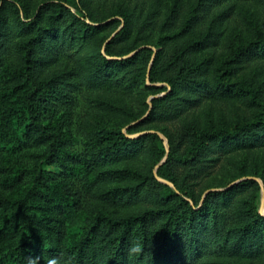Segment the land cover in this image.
<instances>
[{
    "label": "trees",
    "instance_id": "16d2710c",
    "mask_svg": "<svg viewBox=\"0 0 264 264\" xmlns=\"http://www.w3.org/2000/svg\"><path fill=\"white\" fill-rule=\"evenodd\" d=\"M262 189L264 0H0V264H264Z\"/></svg>",
    "mask_w": 264,
    "mask_h": 264
},
{
    "label": "rangeland",
    "instance_id": "374dc122",
    "mask_svg": "<svg viewBox=\"0 0 264 264\" xmlns=\"http://www.w3.org/2000/svg\"><path fill=\"white\" fill-rule=\"evenodd\" d=\"M40 1H47V0H33V3H34V5H35V4L39 3ZM34 7H35V6H32V7H31V9H30V11H29L30 14H31V12H33ZM145 85L149 87V89L146 90V92H145V95L147 96L146 99H147L148 101H149L153 96H155V95L152 94V93H153V89H152V88H154V87L159 88V87L164 86V85L161 84V83H155V82H154V83H151L149 80H146V81H145ZM161 94H162V93L159 92V93L156 94V96H159V95H161ZM160 139H161V151L164 152V156L160 159L159 163H161V162L164 161L165 154H166V152H167V150H168L167 140H166L162 135L160 136ZM257 180H259V178H257ZM162 182L167 184L166 181H163V180H162ZM259 182H260V180H259ZM223 183H224V181H223L222 179H221V180H217V178H216L215 180L210 181L209 184H208V186L216 187V186L223 185ZM261 192H262V191H261ZM259 210H260L261 212L264 213V196H263V199H262V193H261V197H260V207H259Z\"/></svg>",
    "mask_w": 264,
    "mask_h": 264
},
{
    "label": "water",
    "instance_id": "95a60500",
    "mask_svg": "<svg viewBox=\"0 0 264 264\" xmlns=\"http://www.w3.org/2000/svg\"><path fill=\"white\" fill-rule=\"evenodd\" d=\"M261 191H262L261 193H262V199H263V189Z\"/></svg>",
    "mask_w": 264,
    "mask_h": 264
},
{
    "label": "clouds",
    "instance_id": "9594fccd",
    "mask_svg": "<svg viewBox=\"0 0 264 264\" xmlns=\"http://www.w3.org/2000/svg\"><path fill=\"white\" fill-rule=\"evenodd\" d=\"M32 264H34V260H33Z\"/></svg>",
    "mask_w": 264,
    "mask_h": 264
}]
</instances>
